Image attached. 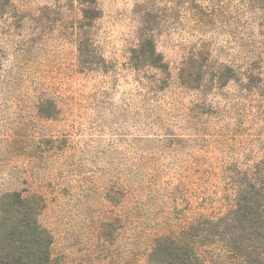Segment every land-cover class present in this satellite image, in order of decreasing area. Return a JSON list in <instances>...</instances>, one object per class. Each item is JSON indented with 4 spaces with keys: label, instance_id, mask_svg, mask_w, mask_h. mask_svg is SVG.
<instances>
[{
    "label": "rangeland",
    "instance_id": "obj_1",
    "mask_svg": "<svg viewBox=\"0 0 264 264\" xmlns=\"http://www.w3.org/2000/svg\"><path fill=\"white\" fill-rule=\"evenodd\" d=\"M259 166L264 0H0V199L41 201L55 264H144Z\"/></svg>",
    "mask_w": 264,
    "mask_h": 264
},
{
    "label": "trees",
    "instance_id": "obj_2",
    "mask_svg": "<svg viewBox=\"0 0 264 264\" xmlns=\"http://www.w3.org/2000/svg\"><path fill=\"white\" fill-rule=\"evenodd\" d=\"M131 61L136 68L168 70L152 40L141 42ZM233 191L228 212L199 216L156 238L144 264H264V166L245 174ZM43 208L34 196L14 192L1 197L0 264H55L53 238L39 222Z\"/></svg>",
    "mask_w": 264,
    "mask_h": 264
}]
</instances>
